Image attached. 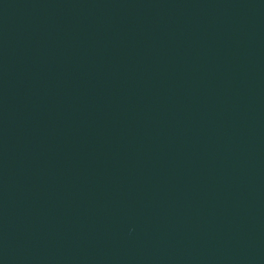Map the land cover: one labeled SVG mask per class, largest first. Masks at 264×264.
<instances>
[{
    "label": "water",
    "instance_id": "obj_1",
    "mask_svg": "<svg viewBox=\"0 0 264 264\" xmlns=\"http://www.w3.org/2000/svg\"><path fill=\"white\" fill-rule=\"evenodd\" d=\"M0 264H264V0H0Z\"/></svg>",
    "mask_w": 264,
    "mask_h": 264
}]
</instances>
